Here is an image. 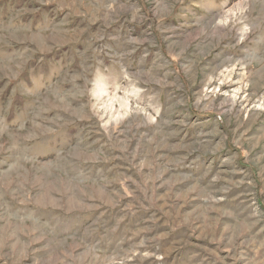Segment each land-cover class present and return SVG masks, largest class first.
I'll return each instance as SVG.
<instances>
[{
    "label": "rangeland",
    "instance_id": "1",
    "mask_svg": "<svg viewBox=\"0 0 264 264\" xmlns=\"http://www.w3.org/2000/svg\"><path fill=\"white\" fill-rule=\"evenodd\" d=\"M0 264H264V0H0Z\"/></svg>",
    "mask_w": 264,
    "mask_h": 264
}]
</instances>
